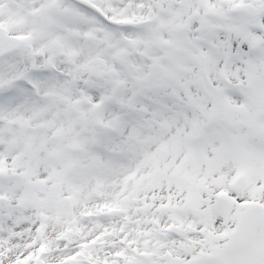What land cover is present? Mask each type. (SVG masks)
<instances>
[{
  "label": "snow or ice",
  "instance_id": "obj_1",
  "mask_svg": "<svg viewBox=\"0 0 264 264\" xmlns=\"http://www.w3.org/2000/svg\"><path fill=\"white\" fill-rule=\"evenodd\" d=\"M0 264H264V0H0Z\"/></svg>",
  "mask_w": 264,
  "mask_h": 264
}]
</instances>
